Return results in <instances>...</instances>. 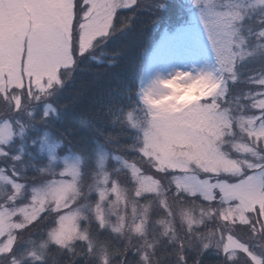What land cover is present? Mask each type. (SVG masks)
I'll return each instance as SVG.
<instances>
[{
  "label": "snow or ice",
  "instance_id": "1",
  "mask_svg": "<svg viewBox=\"0 0 264 264\" xmlns=\"http://www.w3.org/2000/svg\"><path fill=\"white\" fill-rule=\"evenodd\" d=\"M193 3L175 54L211 67L66 99L141 10L185 6L0 0V264H264V0Z\"/></svg>",
  "mask_w": 264,
  "mask_h": 264
},
{
  "label": "trees",
  "instance_id": "2",
  "mask_svg": "<svg viewBox=\"0 0 264 264\" xmlns=\"http://www.w3.org/2000/svg\"><path fill=\"white\" fill-rule=\"evenodd\" d=\"M181 3L185 6L183 21L187 22L191 15L190 6L185 3V0H181ZM117 23L122 24L124 21L118 19ZM173 26L175 25L167 23L165 17L157 19L151 13L141 10L132 20L131 26L117 31L106 44H102L96 49L97 53L103 49L105 51L103 55L96 56L94 61H88L87 58L82 61L92 70L77 72V78L69 84L65 98L71 99L76 91L85 87L89 82L93 83H91L87 95H91L94 90L106 89L112 83L130 84L131 87L138 89L135 72L145 50L162 29ZM114 54H118L116 56L117 63L106 67V64L112 62L111 58Z\"/></svg>",
  "mask_w": 264,
  "mask_h": 264
},
{
  "label": "rangeland",
  "instance_id": "3",
  "mask_svg": "<svg viewBox=\"0 0 264 264\" xmlns=\"http://www.w3.org/2000/svg\"><path fill=\"white\" fill-rule=\"evenodd\" d=\"M185 3L192 7L193 12L188 25H184L182 27H202V25L199 24L198 7L193 3V0H185ZM171 38H173V35L166 31L158 38V40L153 43L152 46L150 45V49L146 54V59H144L143 63H139L135 72V79L137 78L138 82L140 83V88L148 87L159 75L154 74L155 76H153V80L151 82L149 81L150 71L153 69L156 61L166 54L167 43L169 40H171ZM200 39L203 40L204 37L201 36ZM204 62L208 63L209 67H211L214 64V53L210 50L202 49V55L195 61L178 56L177 70L181 69L185 71H196L199 68H203ZM124 159L128 158L124 157ZM113 163H115V161H113ZM146 175H152L154 178H158L155 176L153 171H146Z\"/></svg>",
  "mask_w": 264,
  "mask_h": 264
},
{
  "label": "bare ground",
  "instance_id": "4",
  "mask_svg": "<svg viewBox=\"0 0 264 264\" xmlns=\"http://www.w3.org/2000/svg\"><path fill=\"white\" fill-rule=\"evenodd\" d=\"M178 64V55L175 52H168L165 60L163 61L162 65L159 68V76H167L171 73H174L177 70ZM208 66V63H203V68Z\"/></svg>",
  "mask_w": 264,
  "mask_h": 264
}]
</instances>
